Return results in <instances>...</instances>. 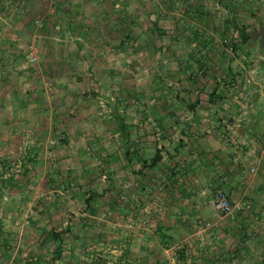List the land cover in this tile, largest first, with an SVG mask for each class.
Listing matches in <instances>:
<instances>
[{
	"label": "crops",
	"instance_id": "crops-1",
	"mask_svg": "<svg viewBox=\"0 0 264 264\" xmlns=\"http://www.w3.org/2000/svg\"><path fill=\"white\" fill-rule=\"evenodd\" d=\"M260 28L264 0H0V264H264Z\"/></svg>",
	"mask_w": 264,
	"mask_h": 264
},
{
	"label": "built area",
	"instance_id": "built-area-1",
	"mask_svg": "<svg viewBox=\"0 0 264 264\" xmlns=\"http://www.w3.org/2000/svg\"><path fill=\"white\" fill-rule=\"evenodd\" d=\"M39 25H42L39 23ZM37 40L34 39L32 44L29 46V61L35 62L36 61V51H37ZM210 204L213 206V208L222 216L227 217H233L236 213V206L232 202L231 198L229 197L228 193L224 191L223 189L217 190L214 197L211 198ZM213 227V224L211 222H206L204 224V228L211 229Z\"/></svg>",
	"mask_w": 264,
	"mask_h": 264
},
{
	"label": "rangeland",
	"instance_id": "rangeland-1",
	"mask_svg": "<svg viewBox=\"0 0 264 264\" xmlns=\"http://www.w3.org/2000/svg\"><path fill=\"white\" fill-rule=\"evenodd\" d=\"M38 23H41V22H38ZM34 39H36L37 40V38L35 37ZM33 39V40H34ZM219 39L221 40V42H222V44H226V45H228V47H230V46H232L231 45V41H232V39L230 38V37H228V36H226V37H224V36H220L219 37ZM33 42V41H32ZM38 41L36 42V45H37V51H38ZM32 44V43H31ZM30 44V45H31ZM29 45V46H30ZM233 50V48L232 49H230V51H232ZM36 51V61L35 62H30L29 60V56H30V52H29V48H28V52H27V57H28V63L30 64V66H32V68L34 69V68H37V66H38V62H39V59H38V57H39V55H38V52ZM35 70V69H34ZM51 87V86H50ZM2 163V165H3V174H2V176H0V179H2L3 181H4V184L3 185H5L6 184V182L5 181H11L10 180V177L8 176V177H6L5 175H6V172H10V170H14V164L12 163V160H9V159H7V160H5V161H2L1 162ZM23 177H20L19 178V180H21ZM9 179V180H8ZM13 179H15V177H13ZM2 181V182H3ZM9 183H11V182H7V184H9ZM10 185V184H9ZM216 194V193H215ZM214 197V196H213ZM233 202V201H232ZM235 205V204H234ZM235 217V215L233 216V217H228V218H231V219H233Z\"/></svg>",
	"mask_w": 264,
	"mask_h": 264
},
{
	"label": "water",
	"instance_id": "water-1",
	"mask_svg": "<svg viewBox=\"0 0 264 264\" xmlns=\"http://www.w3.org/2000/svg\"><path fill=\"white\" fill-rule=\"evenodd\" d=\"M251 36L254 40L260 39L261 44L264 45V28L253 31Z\"/></svg>",
	"mask_w": 264,
	"mask_h": 264
},
{
	"label": "trees",
	"instance_id": "trees-1",
	"mask_svg": "<svg viewBox=\"0 0 264 264\" xmlns=\"http://www.w3.org/2000/svg\"><path fill=\"white\" fill-rule=\"evenodd\" d=\"M244 40H246V41L251 40V36L250 35L244 36Z\"/></svg>",
	"mask_w": 264,
	"mask_h": 264
}]
</instances>
